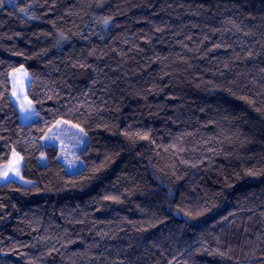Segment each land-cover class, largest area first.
<instances>
[{
  "label": "trees",
  "instance_id": "16d2710c",
  "mask_svg": "<svg viewBox=\"0 0 264 264\" xmlns=\"http://www.w3.org/2000/svg\"><path fill=\"white\" fill-rule=\"evenodd\" d=\"M59 120L78 172L42 144ZM13 152L0 264H264V0H3L0 169Z\"/></svg>",
  "mask_w": 264,
  "mask_h": 264
},
{
  "label": "rangeland",
  "instance_id": "374dc122",
  "mask_svg": "<svg viewBox=\"0 0 264 264\" xmlns=\"http://www.w3.org/2000/svg\"><path fill=\"white\" fill-rule=\"evenodd\" d=\"M12 93L11 97L17 105L22 121H31L35 118V110L31 100L27 97L26 89L30 77L23 66L11 74ZM86 133L78 125L69 121L59 120L42 138V144H54L60 149L59 159L65 164L68 172H78L84 166L80 151L86 145ZM22 158L20 154L13 152L9 162L0 169V183L10 179L22 181L21 177Z\"/></svg>",
  "mask_w": 264,
  "mask_h": 264
},
{
  "label": "snow or ice",
  "instance_id": "6c2138e0",
  "mask_svg": "<svg viewBox=\"0 0 264 264\" xmlns=\"http://www.w3.org/2000/svg\"><path fill=\"white\" fill-rule=\"evenodd\" d=\"M3 3V0H0V4H2Z\"/></svg>",
  "mask_w": 264,
  "mask_h": 264
}]
</instances>
